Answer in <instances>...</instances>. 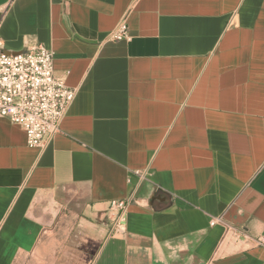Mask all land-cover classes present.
I'll return each mask as SVG.
<instances>
[{
	"label": "crops",
	"instance_id": "crops-1",
	"mask_svg": "<svg viewBox=\"0 0 264 264\" xmlns=\"http://www.w3.org/2000/svg\"><path fill=\"white\" fill-rule=\"evenodd\" d=\"M0 40L75 89L44 147L0 116V264H264V0H0Z\"/></svg>",
	"mask_w": 264,
	"mask_h": 264
},
{
	"label": "built area",
	"instance_id": "built-area-1",
	"mask_svg": "<svg viewBox=\"0 0 264 264\" xmlns=\"http://www.w3.org/2000/svg\"><path fill=\"white\" fill-rule=\"evenodd\" d=\"M128 30L122 21L110 35L112 40L126 39ZM75 89L67 86L64 77L56 75L53 52L42 43H34L20 52H5L0 40V116L22 126L30 147H44L47 139L59 130V124L73 101ZM139 177L146 170L134 171ZM133 196L110 201L114 217L110 234L125 231L126 209ZM223 224L238 239L239 229L214 217L210 225ZM245 239L251 238L243 234ZM257 243L264 240L257 238Z\"/></svg>",
	"mask_w": 264,
	"mask_h": 264
}]
</instances>
